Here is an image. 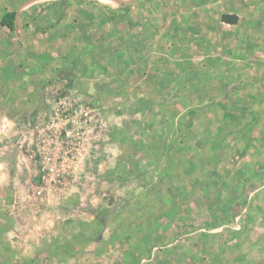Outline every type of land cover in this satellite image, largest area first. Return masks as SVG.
<instances>
[{
	"label": "rangeland",
	"instance_id": "rangeland-1",
	"mask_svg": "<svg viewBox=\"0 0 264 264\" xmlns=\"http://www.w3.org/2000/svg\"><path fill=\"white\" fill-rule=\"evenodd\" d=\"M42 1L0 0V264H264V0Z\"/></svg>",
	"mask_w": 264,
	"mask_h": 264
},
{
	"label": "crops",
	"instance_id": "crops-1",
	"mask_svg": "<svg viewBox=\"0 0 264 264\" xmlns=\"http://www.w3.org/2000/svg\"><path fill=\"white\" fill-rule=\"evenodd\" d=\"M43 2L42 0H23V4L24 6L26 5H30V4H33V3H39V2ZM15 12V19H14V28L13 29H9L7 27L8 30L10 31H14L16 33V35L18 37L22 36L23 34L24 35H35V33L39 32L40 30L38 29H35L34 27H27V28H19L18 27V19L20 18L18 13H17V10L14 11ZM26 16L30 17V14H27ZM32 16V15H31ZM1 20V19H0ZM1 24V23H0ZM6 27V26H5ZM17 37V39L19 40V38Z\"/></svg>",
	"mask_w": 264,
	"mask_h": 264
},
{
	"label": "trees",
	"instance_id": "trees-1",
	"mask_svg": "<svg viewBox=\"0 0 264 264\" xmlns=\"http://www.w3.org/2000/svg\"><path fill=\"white\" fill-rule=\"evenodd\" d=\"M15 12L7 11L0 20L1 25L8 27L9 29L14 28Z\"/></svg>",
	"mask_w": 264,
	"mask_h": 264
},
{
	"label": "water",
	"instance_id": "water-1",
	"mask_svg": "<svg viewBox=\"0 0 264 264\" xmlns=\"http://www.w3.org/2000/svg\"><path fill=\"white\" fill-rule=\"evenodd\" d=\"M221 21L229 24H235L238 22V15L235 13H225L221 15Z\"/></svg>",
	"mask_w": 264,
	"mask_h": 264
}]
</instances>
